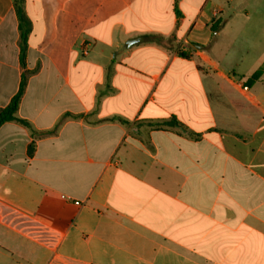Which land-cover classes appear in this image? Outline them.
<instances>
[{"label": "crops", "instance_id": "crops-1", "mask_svg": "<svg viewBox=\"0 0 264 264\" xmlns=\"http://www.w3.org/2000/svg\"><path fill=\"white\" fill-rule=\"evenodd\" d=\"M24 10L22 67L0 0V111L26 78V124L0 128V264H264V0Z\"/></svg>", "mask_w": 264, "mask_h": 264}, {"label": "trees", "instance_id": "trees-1", "mask_svg": "<svg viewBox=\"0 0 264 264\" xmlns=\"http://www.w3.org/2000/svg\"><path fill=\"white\" fill-rule=\"evenodd\" d=\"M24 2L25 0H13L14 3V7L19 19V28H20V34H21V56H20V60H21V64L22 67H24L25 65V55H26V49H27V41H28V37L31 31V25L30 22L28 21L26 14H25V10H24ZM221 28V23H215L212 26V30L213 31H218ZM259 76V73H257L256 75L253 76V78H257ZM25 88H26V78L25 76L22 79L21 82V86L19 89V92L17 93V95L12 99V101L10 102V104L4 108L3 110L0 111V128L6 124V123H10V122H20L23 124H26L25 121H22L20 119H18L17 117V112L22 100V97L24 95L25 92ZM33 154V147H30L29 150V155L32 156Z\"/></svg>", "mask_w": 264, "mask_h": 264}, {"label": "built area", "instance_id": "built-area-1", "mask_svg": "<svg viewBox=\"0 0 264 264\" xmlns=\"http://www.w3.org/2000/svg\"><path fill=\"white\" fill-rule=\"evenodd\" d=\"M245 90H247V89L245 88ZM76 205H80V203L79 202H76Z\"/></svg>", "mask_w": 264, "mask_h": 264}]
</instances>
